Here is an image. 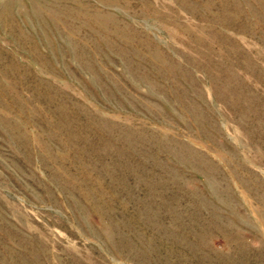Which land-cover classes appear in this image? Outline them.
Listing matches in <instances>:
<instances>
[{
	"label": "rangeland",
	"instance_id": "374dc122",
	"mask_svg": "<svg viewBox=\"0 0 264 264\" xmlns=\"http://www.w3.org/2000/svg\"><path fill=\"white\" fill-rule=\"evenodd\" d=\"M0 264H264V0H0Z\"/></svg>",
	"mask_w": 264,
	"mask_h": 264
}]
</instances>
